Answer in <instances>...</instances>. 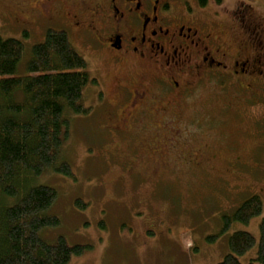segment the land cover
<instances>
[{
  "label": "rangeland",
  "instance_id": "1",
  "mask_svg": "<svg viewBox=\"0 0 264 264\" xmlns=\"http://www.w3.org/2000/svg\"><path fill=\"white\" fill-rule=\"evenodd\" d=\"M187 1L209 20L217 14L223 19L225 30H239L230 13L237 0L219 4L207 0L204 6L201 0ZM253 2L258 4V10H264V0ZM6 4L11 12L16 11L12 2ZM0 31L5 37L24 43L16 75H27L32 48L45 39L47 29L21 30L0 14ZM68 31L74 47L86 58L88 70L111 93L118 74L116 68ZM98 89V85L88 84L84 104L92 107L91 112L74 114L71 119L62 154L73 174L50 168L35 180L59 193L49 212L59 216L61 223L43 229L42 236L49 241L64 236L70 244L89 247L84 253L73 255L67 264H219L230 252L229 237L237 230L249 231L257 240L241 256L242 264H260L256 258L260 222L264 218V121L260 118L264 105L251 112L234 104L233 110H224L221 93L215 89L198 95L194 127L203 130L201 143L213 146L219 153L212 169L170 170L162 178L141 181L125 173L122 164L112 157L120 141L113 138L109 143V134L103 129L111 120L97 99ZM209 95H213L211 104ZM133 144L142 151L140 142ZM119 147L120 152L127 148L122 141ZM140 165L146 169V163L142 161ZM253 194L262 198L263 212L249 223L233 221L223 231L224 216L233 214ZM77 200H82L84 206L78 205Z\"/></svg>",
  "mask_w": 264,
  "mask_h": 264
},
{
  "label": "flooded vegetation",
  "instance_id": "2",
  "mask_svg": "<svg viewBox=\"0 0 264 264\" xmlns=\"http://www.w3.org/2000/svg\"><path fill=\"white\" fill-rule=\"evenodd\" d=\"M3 1L0 14L21 30H71L116 68L111 93L97 78V99L111 120L103 129L109 143L124 142L126 150L117 146L112 157L141 181L212 169L219 153L194 127L198 95L215 89L224 110L264 105V10L253 0H237L230 12L238 31L222 28L217 14H198L187 0Z\"/></svg>",
  "mask_w": 264,
  "mask_h": 264
},
{
  "label": "trees",
  "instance_id": "3",
  "mask_svg": "<svg viewBox=\"0 0 264 264\" xmlns=\"http://www.w3.org/2000/svg\"><path fill=\"white\" fill-rule=\"evenodd\" d=\"M23 54L24 43L0 31V264H67L89 247L70 244L64 236L54 241L42 236L43 229L61 223L49 212L59 193L35 180L50 168L73 174L62 154L64 143L72 116L91 112L84 93L98 80L66 30L47 29L45 39L32 48L27 75L18 76ZM77 204L84 206L82 200ZM262 212V198L253 194L224 216L223 231L233 221L249 223ZM256 242L251 232L235 231L228 241L230 252L219 264H242L241 256ZM256 259L264 264V218Z\"/></svg>",
  "mask_w": 264,
  "mask_h": 264
}]
</instances>
